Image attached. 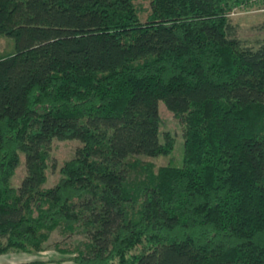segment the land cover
I'll return each instance as SVG.
<instances>
[{"label":"trees","instance_id":"1","mask_svg":"<svg viewBox=\"0 0 264 264\" xmlns=\"http://www.w3.org/2000/svg\"><path fill=\"white\" fill-rule=\"evenodd\" d=\"M137 1L0 0V254L59 229L75 264H264V39L235 36L243 0ZM160 101L184 161L135 177L174 148ZM55 139L81 145L47 187Z\"/></svg>","mask_w":264,"mask_h":264},{"label":"rangeland","instance_id":"2","mask_svg":"<svg viewBox=\"0 0 264 264\" xmlns=\"http://www.w3.org/2000/svg\"><path fill=\"white\" fill-rule=\"evenodd\" d=\"M137 6L141 11L142 17L145 19L151 12L150 0H138ZM228 18L231 26L234 28L235 36L239 38L244 45L256 48L264 39V0H243L235 5L230 11ZM15 50V40L9 36L0 37V57L10 54ZM160 110V133L161 138L165 132H170L174 138V148L169 155L158 157L136 156L131 161L139 162V172L135 173L144 176L146 168L149 166L150 171H155L168 165L180 166L184 161V123L170 111L163 101L159 103ZM81 145L78 140H57L55 139L51 145L48 182L47 187L54 185L60 177V168L64 162L75 155L76 148ZM149 171V172H150ZM26 176V156L20 152V164L16 168L15 174L11 179L13 186L21 185L23 178ZM85 239L83 234H70L67 231L55 229L49 233V238L45 243L44 250L36 252L16 251L22 253H31L37 259V263L56 262L57 259H63L64 264H75L68 259L72 254L69 250H73L79 243ZM141 249L139 247L136 252ZM67 250V251H65ZM12 253V252H10ZM31 257V258H33Z\"/></svg>","mask_w":264,"mask_h":264},{"label":"crops","instance_id":"3","mask_svg":"<svg viewBox=\"0 0 264 264\" xmlns=\"http://www.w3.org/2000/svg\"><path fill=\"white\" fill-rule=\"evenodd\" d=\"M31 253L12 252L0 254V264H39ZM33 257V258H31ZM45 264H64L62 262H50Z\"/></svg>","mask_w":264,"mask_h":264}]
</instances>
